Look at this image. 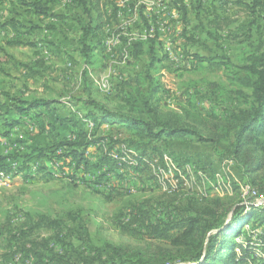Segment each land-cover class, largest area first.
<instances>
[{
	"label": "rangeland",
	"instance_id": "374dc122",
	"mask_svg": "<svg viewBox=\"0 0 264 264\" xmlns=\"http://www.w3.org/2000/svg\"><path fill=\"white\" fill-rule=\"evenodd\" d=\"M81 1L0 0L2 89L69 106L71 116L81 122L74 121V134L56 144L58 147L67 142L79 152L86 139L80 136L77 140V136L85 132V121L91 128L87 129V138L96 139L93 123L85 118L81 91V72L86 67L77 54L81 27L101 14L103 29L94 40L96 62L91 69L96 99L115 112L149 118L148 112L144 115L134 110L133 104L147 92V87L134 86L139 76L146 77L150 57L144 56L135 65L132 57L124 58L123 52L129 43L158 44L154 34L142 41L129 35L126 9L136 11L133 13L140 16L141 27L154 16L152 11L148 14L140 9L137 0H128L126 7L121 6L122 0H101L98 8L95 4L99 0H87L91 16ZM165 1L168 14L174 10L179 13L174 31H178V38L170 48L157 39L161 43L156 52L159 62L150 73L160 85L155 105L172 126L191 128L206 142L190 136L168 138L144 152L131 150L135 156H128L130 161L118 162L113 156H125L123 140L127 133L113 129L116 125L104 124L108 135L103 138L107 141L83 150L88 169L84 163L78 166V160L67 157L66 146L50 161L56 166L64 162L54 171L51 165H44L49 160H42L40 165L34 160L26 167L16 165L10 173L13 179L0 182V264H142L138 260L148 262L163 251L184 252L183 247L176 249L174 244L179 234L164 232L166 225L177 222L182 214L226 212L228 225L239 207L244 212L264 209V129L247 134L248 143L240 156L227 154L234 141L236 117L253 102L252 90L242 87L235 74L247 64L248 52L258 46L260 37L264 42V20H257L246 6L251 0H200L206 9L201 12L203 21L196 18V0ZM34 2L49 4L52 16L42 18L36 14L31 8ZM115 2H120L119 7ZM181 6L188 9L186 21ZM164 9L157 8V16ZM216 17L221 23H209ZM126 26L128 29H123ZM243 26L248 27L241 31ZM218 28V40L207 34ZM230 30L240 37H231ZM47 36L51 37V42L45 43L52 49L49 58L35 47L40 40L47 41ZM102 80L107 82V89L101 87ZM145 110H150L149 106ZM1 126L0 136L4 132ZM13 138L19 140L16 135ZM214 144H218V150ZM4 152L5 148L0 154ZM189 167L196 172V177L190 179L193 183L187 180L184 186V179H175L170 185L177 172L187 178ZM26 176L31 179L26 180ZM52 176L59 178L50 179ZM212 183H216V189L212 190ZM246 223L245 237L232 239L242 245V250L230 249L222 254L229 264H234L230 259L233 255L235 261L244 258L242 264H264V225L257 219ZM199 224L195 230L203 228ZM216 231L207 234L205 245ZM115 248L120 256L97 259V250L110 252ZM166 264L194 263L174 260Z\"/></svg>",
	"mask_w": 264,
	"mask_h": 264
},
{
	"label": "trees",
	"instance_id": "16d2710c",
	"mask_svg": "<svg viewBox=\"0 0 264 264\" xmlns=\"http://www.w3.org/2000/svg\"><path fill=\"white\" fill-rule=\"evenodd\" d=\"M81 2L82 6L85 8V11L89 14L90 9L88 8L90 7V1L87 2V0H83ZM100 3L101 0L97 1L95 6L98 8ZM196 3L198 4V6L195 8L196 18L199 19V21H203L204 19L201 16V12L203 10L206 11L204 3H201L200 0H196ZM245 4L251 13L256 16L257 20L259 18L264 20V0H251ZM31 8L36 14L52 16L48 6L41 4L40 2H34ZM179 10L183 13L184 19L186 21V16L188 14L187 7L181 6L179 7ZM89 15L91 16V13ZM101 17L102 16L99 13L96 20L91 18L88 24L83 25L81 27V36L78 39L79 53L84 65L86 66L81 72V91L82 95L85 97L83 103L87 111L85 118L93 123L92 130L94 131L93 134L96 138L95 140H93V138L88 139L87 132H80L77 136V140L80 139V136L86 139L85 144L82 145L83 150L86 151L91 146L103 144L106 141L105 138L97 136L104 124L116 125L119 130H124L127 133V138L123 140L124 148L128 150H136L138 152L146 151L154 143L161 142L168 138L173 139L179 136H190L193 138H198L201 142H206L205 138L200 136L191 128L172 126L171 123L168 120H165L158 112V109L155 105V99L159 93L160 85L158 81H155L153 76L150 74L151 70H153L155 65H157V62H159L156 57V52H158L161 43H159L157 39L154 40V42H157L158 44H153L152 42L149 44L138 42L133 45L129 43L127 47H125V50L129 53L128 59L130 60L131 57L133 58L131 60L132 64L137 65L144 56L150 57L149 64L147 66V72L145 74L146 77L139 76L140 78L136 80V85L134 86V88L137 86L142 88L147 87V92H144L141 97L139 96L140 98H138V101L134 102L133 104L134 110H140L141 113L145 112L144 115H146V112H148L149 118H143L125 112L112 111L106 103L96 99L95 82L93 76L94 70L91 69V67L94 66L96 62L95 52L97 50L94 45V40L101 36L100 31L103 29L102 23L99 22ZM219 22L221 23L218 17H216V20H211V22L209 21V23L213 24H218ZM255 23L256 22H253L251 25H254ZM247 27L248 26H243L240 28V30H246ZM257 29L259 30L260 26H258ZM219 30H221V28H218V30H216L214 33L208 32L207 34L218 40ZM231 31L232 30H230L231 37H235L237 39L240 37L238 34H235V32ZM259 39L258 46L248 52L247 64L240 66L239 72H236L235 74L236 81L242 87L250 89L253 92V102L250 104V107L247 110H241L238 113L236 117V124L232 130V138L234 141L230 144L227 154L236 157L242 154L243 148L248 143L247 134L249 132H259L264 129V42L262 37ZM250 45L253 47L252 43L249 44V46ZM131 46L132 49L130 48ZM242 72H245L246 74H241ZM55 104L57 103L45 98H25L24 95L16 94V92L9 93L2 89L0 83V123L2 122L5 127L15 128L17 125H19L20 121L30 113L41 108L51 110ZM147 106L150 108L148 111L145 110V107ZM56 143H54L55 145L53 144L44 148L31 149L28 152V155L22 151H16L8 155L0 154V177H2L4 180L7 178L13 179L14 176L12 177L10 175L2 174L11 173L14 171L16 165L18 166V164L26 167L30 165V162L33 160H54L57 158V151H63L65 146L66 150L69 151L67 153V157L72 158L73 161L78 160V166L81 163H84L85 168L87 167L88 169L89 161H83L85 154L83 150L79 152V150L74 148L73 145L69 146L67 142L63 145H59L58 147ZM62 143L60 141L59 144ZM213 147L215 150L219 149L218 144H214ZM21 159L23 160V163H20ZM19 170L16 173H19ZM29 178L30 176L25 177L26 180ZM49 178L53 179L52 177ZM211 200L212 199H208V203H212ZM242 209L243 208L239 207L236 209V211H234L228 225H225L224 215L226 212L220 215L217 211H204L201 215L199 212L196 216L192 215L193 213L188 216L182 214L183 216L181 215L177 222L169 224L166 223L167 225L164 229V232L178 233L179 237L178 239L174 240V244L176 249L183 247L185 249L184 252H181L180 254H172L169 251H163L164 253L162 255L152 257L148 262H142V260L140 262L138 260V263L166 264L167 261L171 262L174 260H179L180 262H190L194 264H229V259L224 258L222 253L223 251L230 249L242 250V245H240L237 241L233 242L232 239H243L245 237L246 233L248 232V230L245 229L247 225H249V223L246 222H248L249 219H257L260 221V224L264 225V209L252 210L250 212H244ZM200 216H202L200 218L201 220L199 219ZM198 223H202L204 226L203 228H197L195 230V226ZM211 230L221 231L210 236L208 243L205 245V239ZM193 231L198 233V235L196 234L195 236V233L192 234ZM194 237L196 238L194 239ZM248 251L249 250L247 249H243V253L245 254H247ZM117 252V248L111 249L110 252L107 249L103 251L97 250L96 255L97 259L99 260H103L104 257H106V259H114L115 256L121 255ZM235 257V255L230 257V259L232 258L234 264H242L245 260L244 258H239L237 261H235ZM157 258L160 260H155Z\"/></svg>",
	"mask_w": 264,
	"mask_h": 264
},
{
	"label": "crops",
	"instance_id": "0c3cea01",
	"mask_svg": "<svg viewBox=\"0 0 264 264\" xmlns=\"http://www.w3.org/2000/svg\"><path fill=\"white\" fill-rule=\"evenodd\" d=\"M127 1L128 0H122L120 2H124L125 3L124 7H126L128 4ZM120 2H117V4L115 2L117 7H119L118 5H120L119 4ZM166 4L167 1H165V9L159 12L158 16L155 17L153 20L150 21V19L147 18L148 20L146 21V25L147 24L148 25L147 26L143 25L144 27H141V22L139 21L140 16L137 13H133L134 10L126 9L127 12L124 18L127 19V23L129 24V28H130V31H128L129 35L136 36L139 40L142 41L143 39H146V37H150L152 36V34H154L159 41H162L165 44V46L169 48L172 47L174 39L178 38V31L177 32L174 31L176 30V27H178L177 25H178L179 13L174 10L173 12H170L168 14L167 11L169 7ZM48 8L51 9L49 4H48ZM105 15H108V12ZM40 17L45 18L47 16L40 15ZM107 17H109L107 19H110V15ZM148 26L151 27V30L147 28ZM123 29L127 30L128 27L126 26ZM168 34L169 36L166 37ZM50 42H51V37L47 36V41L40 40L35 45V47H37L39 51L41 50L40 52L41 53L43 52L44 55L47 57L50 53L52 54L51 52L52 49L51 48L49 49L48 47H50V45L45 43H50ZM120 49H124V47ZM77 54L80 55L79 46L77 48ZM75 114L76 113L74 112V115ZM71 115H72V111L69 108V106H65V104L63 103H57L53 106L51 110L46 108H41L39 110L30 113L28 116L23 118L20 121L19 125H17L15 128L5 127L4 124H2L1 122L0 123V125H2L1 129L4 128V132L3 135L0 136V151L5 148V152L1 154L8 155L16 151H22L23 153H27L31 149L44 148L47 146H51L56 142L59 143L60 141H64L66 138H68L66 137V135L69 134L71 135V133L74 134V131H76V129L74 130L73 128L74 121H80L78 120V118H76V116L72 117ZM85 124L83 125H85L86 127L85 132H87V129L90 128L88 125V121H85ZM113 127H114L113 129H118L117 126H113ZM65 128H67L68 130L64 131ZM24 129H26L27 132L23 131ZM27 133L28 135H26ZM14 135H16V138L19 140H15L13 138ZM98 135L102 137H106V135L108 134L105 128L102 127ZM44 140L46 141V143H43ZM2 146L4 148H2ZM100 146H102V144L99 145V147ZM41 161L42 160H37V161L35 160V162H37L36 164L38 165H40ZM62 162L58 163V166H56L53 165V163L51 165L49 160V161H45L44 165L47 166L51 165L52 169L53 168L56 169L62 164ZM87 176L88 175H85V177ZM52 178L53 180H55L56 178H59V176L58 177L52 176ZM120 180L127 182L126 180H124V178H121Z\"/></svg>",
	"mask_w": 264,
	"mask_h": 264
},
{
	"label": "bare ground",
	"instance_id": "6f19581e",
	"mask_svg": "<svg viewBox=\"0 0 264 264\" xmlns=\"http://www.w3.org/2000/svg\"><path fill=\"white\" fill-rule=\"evenodd\" d=\"M138 1V4L139 5H150V4H152L153 3V0H137ZM164 8L165 7V3L163 2V0H159V8ZM118 42V41H117ZM124 58L125 59H128L129 58V53L125 50L124 52ZM101 78V77H100ZM104 78V77H103ZM100 85H101V87L103 88V89H107V86H108V84L106 85V87H105V81H101V83H100ZM125 155V154H124ZM128 156H130V157H132V156H135L134 155V153L131 151V150H128ZM118 162L119 161H122L123 159H125V156H118V158H116V156L114 155L113 156ZM129 158V157H128ZM127 161V160H126ZM130 161V160H129ZM165 162V161H164ZM169 164H170V162H169ZM176 165V164H175ZM174 165V166H175ZM186 166V165H185ZM171 169H173V168H171ZM186 169H188L187 170V172L186 173H188V176H187V180H189L190 182H194V181H191L190 179L192 178L191 176H193L194 178L196 177V172L192 169V168H186ZM163 171V170H162ZM167 171V170H166ZM174 171V170H173ZM178 171V170H177ZM159 172H160V170H159ZM164 174V173H163ZM170 175H171V173H170ZM184 175V174H183ZM201 176V175H200ZM170 177V176H169ZM185 177V176H184ZM201 177H203V176H201ZM222 177V176H221ZM163 178V177H162ZM224 178V177H223ZM202 179H204V177L202 178ZM7 179H0V182L2 183V182H5ZM196 183V182H195Z\"/></svg>",
	"mask_w": 264,
	"mask_h": 264
},
{
	"label": "built area",
	"instance_id": "2783aa9c",
	"mask_svg": "<svg viewBox=\"0 0 264 264\" xmlns=\"http://www.w3.org/2000/svg\"><path fill=\"white\" fill-rule=\"evenodd\" d=\"M121 6L124 7V3H122ZM138 7H140V9L146 10L148 14L150 11H152L154 13L153 14L154 15L153 19H154L155 17H157V8H159V0H153V3L150 5H139ZM152 31H153V29H152ZM106 85H107V82L105 81V87H106ZM123 149L125 151V159L130 160V158H128V149H125V148H123ZM59 152H61V151H57V154H59ZM115 155H116V158H118V154H115ZM204 174L206 175L205 172H204ZM2 175H10V173L9 174H2ZM10 176H12V175H10ZM0 179H2V177H0ZM175 179H184V186H187V179L183 178L182 175L178 174V172H177V177H171V184L170 185H174ZM211 187H212V190L216 189V183H214V184L212 183Z\"/></svg>",
	"mask_w": 264,
	"mask_h": 264
},
{
	"label": "water",
	"instance_id": "95a60500",
	"mask_svg": "<svg viewBox=\"0 0 264 264\" xmlns=\"http://www.w3.org/2000/svg\"><path fill=\"white\" fill-rule=\"evenodd\" d=\"M219 231H221V230H219ZM219 231H216V233L219 232Z\"/></svg>",
	"mask_w": 264,
	"mask_h": 264
}]
</instances>
